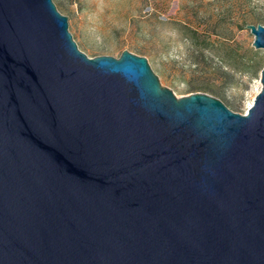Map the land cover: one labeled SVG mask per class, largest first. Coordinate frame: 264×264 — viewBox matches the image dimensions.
Segmentation results:
<instances>
[{"label":"water","instance_id":"95a60500","mask_svg":"<svg viewBox=\"0 0 264 264\" xmlns=\"http://www.w3.org/2000/svg\"><path fill=\"white\" fill-rule=\"evenodd\" d=\"M258 81L243 114L175 97L78 50L51 0H0V264H264Z\"/></svg>","mask_w":264,"mask_h":264},{"label":"rangeland","instance_id":"374dc122","mask_svg":"<svg viewBox=\"0 0 264 264\" xmlns=\"http://www.w3.org/2000/svg\"><path fill=\"white\" fill-rule=\"evenodd\" d=\"M51 1L78 50L142 56L175 97L202 92L243 114L259 89L264 50L245 26H264V0Z\"/></svg>","mask_w":264,"mask_h":264},{"label":"built area","instance_id":"2783aa9c","mask_svg":"<svg viewBox=\"0 0 264 264\" xmlns=\"http://www.w3.org/2000/svg\"><path fill=\"white\" fill-rule=\"evenodd\" d=\"M257 91H258V90H257ZM257 91H256V92H257Z\"/></svg>","mask_w":264,"mask_h":264}]
</instances>
